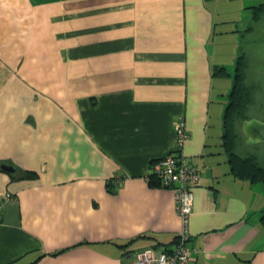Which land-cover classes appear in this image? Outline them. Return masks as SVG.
<instances>
[{
    "label": "crops",
    "instance_id": "obj_1",
    "mask_svg": "<svg viewBox=\"0 0 264 264\" xmlns=\"http://www.w3.org/2000/svg\"><path fill=\"white\" fill-rule=\"evenodd\" d=\"M220 1L0 0V161L37 174L0 171V264H125L171 245L172 192L149 171L180 116L200 174L194 262L264 264L263 188L222 146Z\"/></svg>",
    "mask_w": 264,
    "mask_h": 264
},
{
    "label": "rangeland",
    "instance_id": "obj_2",
    "mask_svg": "<svg viewBox=\"0 0 264 264\" xmlns=\"http://www.w3.org/2000/svg\"><path fill=\"white\" fill-rule=\"evenodd\" d=\"M219 1V0H216ZM209 2V0H207ZM264 3V0H221L217 6L220 12L219 18L225 19L228 31L227 35H217V52L222 54L223 58L220 63L224 62V68L229 76L224 75L223 87L226 90L222 107L226 105V96L232 86V73L235 61L229 64L231 52L236 58L241 52L246 57L245 84L249 87L250 102L246 107L245 113L249 118L264 120V11L257 19L253 18L252 9L249 7ZM218 27L221 24H217ZM233 31H238L235 36ZM236 37V39H235ZM238 41V54L237 44ZM220 43V45H219ZM223 114V113H222ZM241 122L237 123V129H241ZM238 153L245 155L254 153L259 156L261 163L264 162V144L247 146L243 134L240 130V139L236 150ZM255 188H263L257 196L259 206L264 205V181L257 182ZM262 193V195H260Z\"/></svg>",
    "mask_w": 264,
    "mask_h": 264
},
{
    "label": "built area",
    "instance_id": "obj_3",
    "mask_svg": "<svg viewBox=\"0 0 264 264\" xmlns=\"http://www.w3.org/2000/svg\"><path fill=\"white\" fill-rule=\"evenodd\" d=\"M182 116L175 124V151H171L150 164V175L172 192L176 213L180 220L178 231L171 245L138 251L125 264H196L190 245L189 219L193 206V191L200 185L196 166L180 153L187 139Z\"/></svg>",
    "mask_w": 264,
    "mask_h": 264
},
{
    "label": "trees",
    "instance_id": "obj_4",
    "mask_svg": "<svg viewBox=\"0 0 264 264\" xmlns=\"http://www.w3.org/2000/svg\"><path fill=\"white\" fill-rule=\"evenodd\" d=\"M249 8L252 9L253 18L257 19L258 15L264 11V3L251 6ZM245 69L246 57L240 52L235 59L232 73V86L230 87V90L226 96L227 102L222 114V146L224 147V151L227 154L228 162L230 163L231 172L233 175L243 180H249L251 183H257L264 181V162L261 163L257 154L249 153L242 155L236 151L241 130H239V128L237 129V123H242L243 120L249 119V116H247L245 113L246 107L250 102V94L248 92L249 87L245 84L244 80ZM214 74L223 76L227 75L228 73L224 67L217 66L215 68ZM2 163L5 164V162L0 161V171ZM14 168L15 169L12 173H7L10 177V180H14L17 177L20 179H33L37 176L34 171L21 169L17 166H14ZM149 177L150 184L160 185L158 180L153 176ZM110 184H113V182H110ZM111 190H113V187L111 188L109 185V191ZM262 221L264 225V217ZM34 263L35 261H30L24 264Z\"/></svg>",
    "mask_w": 264,
    "mask_h": 264
},
{
    "label": "water",
    "instance_id": "obj_5",
    "mask_svg": "<svg viewBox=\"0 0 264 264\" xmlns=\"http://www.w3.org/2000/svg\"><path fill=\"white\" fill-rule=\"evenodd\" d=\"M241 132L247 146L264 144V120L257 118L243 120L241 123ZM1 169L9 173L14 171V168L8 164H2Z\"/></svg>",
    "mask_w": 264,
    "mask_h": 264
}]
</instances>
